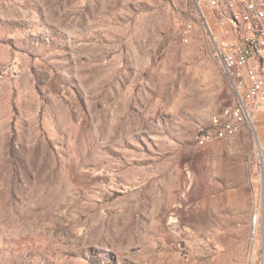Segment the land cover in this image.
Returning a JSON list of instances; mask_svg holds the SVG:
<instances>
[{
  "label": "rangeland",
  "instance_id": "rangeland-1",
  "mask_svg": "<svg viewBox=\"0 0 264 264\" xmlns=\"http://www.w3.org/2000/svg\"><path fill=\"white\" fill-rule=\"evenodd\" d=\"M211 32L207 0H0V264H264V106L195 141L235 99Z\"/></svg>",
  "mask_w": 264,
  "mask_h": 264
},
{
  "label": "built area",
  "instance_id": "built-area-1",
  "mask_svg": "<svg viewBox=\"0 0 264 264\" xmlns=\"http://www.w3.org/2000/svg\"><path fill=\"white\" fill-rule=\"evenodd\" d=\"M207 1L216 21L232 37L220 40L211 32L214 54L235 99L195 136L200 147L236 136L264 106V0ZM182 37L189 43V28Z\"/></svg>",
  "mask_w": 264,
  "mask_h": 264
},
{
  "label": "bare ground",
  "instance_id": "bare-ground-1",
  "mask_svg": "<svg viewBox=\"0 0 264 264\" xmlns=\"http://www.w3.org/2000/svg\"><path fill=\"white\" fill-rule=\"evenodd\" d=\"M212 121H213V120H212ZM212 121H211V124H212ZM211 124H210V125H211ZM200 132H201V131H200ZM213 143H215V142H212V144H213Z\"/></svg>",
  "mask_w": 264,
  "mask_h": 264
}]
</instances>
